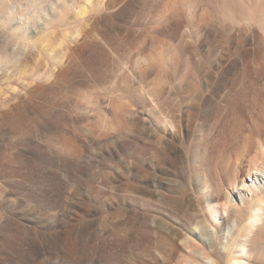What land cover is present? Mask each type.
Listing matches in <instances>:
<instances>
[{
	"label": "rangeland",
	"instance_id": "374dc122",
	"mask_svg": "<svg viewBox=\"0 0 264 264\" xmlns=\"http://www.w3.org/2000/svg\"><path fill=\"white\" fill-rule=\"evenodd\" d=\"M95 123L120 128L121 141ZM247 136L264 140V0H0V264L55 255L38 230L50 214L49 237L78 240L81 264H105L114 238L142 255L152 224L151 241L166 228L180 246L182 211L203 216L208 239L224 208L241 206ZM116 151L126 162L114 169ZM213 165L219 188L206 179ZM176 169L185 186L163 189L157 206L141 201L149 178ZM8 179L21 187L11 193ZM30 241L37 252L19 245ZM256 256L264 264V243Z\"/></svg>",
	"mask_w": 264,
	"mask_h": 264
},
{
	"label": "bare ground",
	"instance_id": "6f19581e",
	"mask_svg": "<svg viewBox=\"0 0 264 264\" xmlns=\"http://www.w3.org/2000/svg\"><path fill=\"white\" fill-rule=\"evenodd\" d=\"M52 11L56 17L60 14L61 16L63 15L62 8H55ZM16 26L18 30L22 29V26ZM156 63L159 64V61ZM236 64H239V67L245 70L248 67L246 54L243 53L241 55V61L237 60ZM230 89L231 91H229L228 96L230 95L231 98H235L236 96H240L239 98H241L244 96L242 92H236L237 90H232L233 88ZM260 90V86L255 87V100H261V94L257 92ZM86 113H90V111ZM165 117L168 116L165 115ZM164 120L168 124H171L169 119L164 118ZM93 127L99 130L105 139L110 136L114 137L113 141H121L122 139L120 128L105 127L102 129L101 124L98 123H95ZM178 133L181 136L183 134L182 130ZM251 138L250 136H247L246 139L244 138L248 151L246 158L242 159L245 163L244 168L239 170L241 173L247 172L246 174L248 175L242 178L241 186L238 187L239 190H234L236 191V196H238L236 199L238 198L237 200H240L241 206L230 205L224 208V216L218 227L210 226L208 228L210 233L208 239H200L198 235L202 231L200 225L203 222V216L199 213L192 214L189 211H182V218L185 220L184 224L188 232L180 239V246L164 232L167 231L166 228H163L164 233H161L157 241H151L152 233L154 232V225L152 224L145 231L147 235L145 242L141 243L137 248L142 250V255L127 253L126 241L122 238H114L110 240V254L105 264H258L256 252L260 249V245L264 243V239L258 237L259 230L264 228V140L261 138ZM39 146V144H35L34 150L38 151L37 147ZM149 151H151V148L146 147L139 155H145ZM39 152L40 150L37 153L38 156L41 154ZM115 154L116 159H113V163H111L114 169L126 162V158L120 157L118 151ZM49 158H54V156H50ZM135 161L140 160L138 157H135ZM211 169L212 167L209 169L206 179L210 183H213L215 187L219 188L222 185L219 170L216 166H214L212 171H210ZM236 172L238 173V171ZM188 178V173H184V171H180L179 169L155 173L153 177L147 180L146 196H141L140 199L147 205L157 206L161 199L168 197V194L163 189H170L178 183H182L185 186ZM6 183L11 193L14 188L21 187L20 185L12 183L10 179ZM233 184L235 185V183ZM241 190H245V192ZM32 195H37L41 202L48 203L49 198L46 192H33ZM59 200L60 198L54 199L52 202L58 205L60 204ZM232 201H235V199H232ZM144 216L146 219H149L153 217V214L152 212H145ZM40 221L45 222V228H43L44 230H38L45 238L46 245L51 248L49 251L55 252V255L45 257L43 264H81L83 258L76 253L78 249L76 242L78 240L72 243L67 240L61 241L58 236L49 237L48 235V232L50 233L58 225L57 214L47 215L40 219ZM100 225V218L94 220L92 226L94 233L97 232ZM219 227L221 228L220 230H218ZM217 232H221V235L216 234ZM77 233L80 235L79 230H77ZM6 245L8 244L6 243ZM19 245L21 247L25 245L27 247L25 251L27 252L38 251L36 243L32 241L20 243Z\"/></svg>",
	"mask_w": 264,
	"mask_h": 264
}]
</instances>
